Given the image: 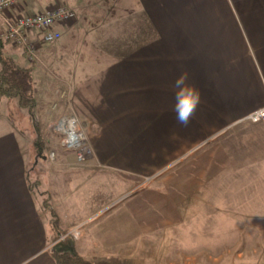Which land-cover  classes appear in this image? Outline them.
<instances>
[{"label": "crops", "instance_id": "1", "mask_svg": "<svg viewBox=\"0 0 264 264\" xmlns=\"http://www.w3.org/2000/svg\"><path fill=\"white\" fill-rule=\"evenodd\" d=\"M57 3L76 13L56 25L61 39L30 38L70 80L67 113L80 119L96 159L59 160L81 176L49 191L53 229L29 186L37 160L21 143L25 128L0 101V264H57L53 251L72 248L90 264H139L140 246L156 248L160 233L195 215L186 207L205 184L228 186V210L243 193V215L259 218L264 234V120H247L264 108V0H22L7 14ZM0 53L34 71L24 49L0 40ZM184 72L201 95L187 127L173 111L172 85ZM184 160L194 163L189 172L178 166ZM147 176L150 185L131 192ZM111 201L120 206L109 210ZM83 221L80 238H57Z\"/></svg>", "mask_w": 264, "mask_h": 264}, {"label": "rangeland", "instance_id": "2", "mask_svg": "<svg viewBox=\"0 0 264 264\" xmlns=\"http://www.w3.org/2000/svg\"><path fill=\"white\" fill-rule=\"evenodd\" d=\"M32 65L37 98L36 112L40 123L41 137L44 144L49 147L44 157H37V165L31 175L32 181H38L37 196L43 201L47 198L50 200L49 191L56 194V188L61 186L60 183L65 182L68 178L81 176V169L78 165L60 164L59 160L70 161L72 159L76 163H81L78 161L75 152L61 149L59 145L60 135L54 132L51 127L52 123L60 116L68 114L67 103L71 96L72 84L65 73L64 75L60 73L59 76L57 75L58 70L50 61L39 58ZM13 102L8 103L11 104V108L8 111L6 109V111L11 113L15 123L25 128L20 137L21 143L28 150V156L30 152H33V156L35 154L36 157L35 130L31 126L26 109L18 108ZM210 140H205L203 144ZM53 150L55 158L51 159L49 154ZM182 162L180 165H178L180 162L176 163L175 161L173 163H176L175 166L178 165L182 171H188L194 165L191 160ZM166 171H160L156 176L164 175ZM197 174L196 172L195 176H198ZM224 175L225 172L221 174V176ZM140 180L143 184L144 177ZM141 184L136 186L134 191ZM226 187L228 186L219 184L199 185V194L195 195V202H189L186 207L188 213H195V215L187 218L184 222L182 220L179 226L174 225L173 230L180 228L181 232L170 230L167 234L160 233L159 238L162 237V239H157L153 243L155 247L158 245L156 248L143 249L144 247L140 246L137 250L139 252V264H264L261 262V254H264V250L260 249V242L264 234L259 231V218H248L243 215V208L245 207V203L241 201L243 193L237 192L235 208L231 207L234 210H228V205L232 203L228 202L231 195ZM220 188L222 190L219 191ZM126 195L128 194L126 193L123 198ZM113 202H109V206H107L109 210H114L120 206L112 204ZM177 204L183 208V203L177 202ZM199 213L202 215L199 216ZM80 223H85V221ZM84 232L85 226L82 235ZM61 234L57 235L59 240ZM69 238H66L65 241Z\"/></svg>", "mask_w": 264, "mask_h": 264}, {"label": "built area", "instance_id": "3", "mask_svg": "<svg viewBox=\"0 0 264 264\" xmlns=\"http://www.w3.org/2000/svg\"><path fill=\"white\" fill-rule=\"evenodd\" d=\"M21 1L0 0V19L3 20L4 25L3 30L0 31V40L21 47L26 51L28 60L36 62L38 60L36 42L56 43L62 37L61 32L56 29V25L73 20L76 17V13L67 5L57 3L53 8L44 12L8 15L7 12L20 4ZM34 34H36L38 39L36 42L30 38ZM247 120L251 122L264 120V108H260L249 114ZM51 127L54 132L60 135L59 145L61 149L75 152L80 163H88L96 159L90 139L83 130L81 121L76 115H62L52 123ZM49 155L51 159H54V150ZM153 177H145L142 181L143 184L140 183V187L148 185ZM85 224L79 223L62 232L60 240H65L68 237L74 239L80 238Z\"/></svg>", "mask_w": 264, "mask_h": 264}, {"label": "trees", "instance_id": "4", "mask_svg": "<svg viewBox=\"0 0 264 264\" xmlns=\"http://www.w3.org/2000/svg\"><path fill=\"white\" fill-rule=\"evenodd\" d=\"M34 78L35 76H33V71L30 67H23L11 58L4 57L3 54L0 53V101L5 99L7 104L14 101L18 108L26 109V114L30 120L31 126L35 130L34 144L37 148V156L34 159L33 166L37 157H44L49 149V147L44 144L41 137L40 123L36 112L37 98ZM7 106L11 108V104ZM32 167L30 170L33 169ZM37 182V180L32 181L31 179L30 181L29 179V186L35 197L37 196L38 189ZM40 207L49 212L50 224L53 229H57L59 217L48 198L40 203ZM53 256L57 264H90L86 258L75 252L73 248L61 251L55 249L53 251Z\"/></svg>", "mask_w": 264, "mask_h": 264}, {"label": "clouds", "instance_id": "5", "mask_svg": "<svg viewBox=\"0 0 264 264\" xmlns=\"http://www.w3.org/2000/svg\"><path fill=\"white\" fill-rule=\"evenodd\" d=\"M187 80L188 74L184 72L172 85L175 99L173 111L176 114L177 123L184 127L191 123L201 102L200 92L195 86L187 83Z\"/></svg>", "mask_w": 264, "mask_h": 264}]
</instances>
